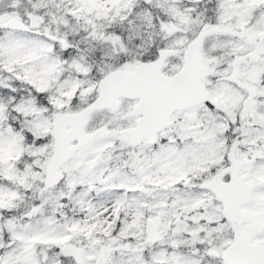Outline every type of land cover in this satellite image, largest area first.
Segmentation results:
<instances>
[{
	"label": "snow or ice",
	"instance_id": "6c2138e0",
	"mask_svg": "<svg viewBox=\"0 0 264 264\" xmlns=\"http://www.w3.org/2000/svg\"><path fill=\"white\" fill-rule=\"evenodd\" d=\"M0 264H264V0H0Z\"/></svg>",
	"mask_w": 264,
	"mask_h": 264
}]
</instances>
